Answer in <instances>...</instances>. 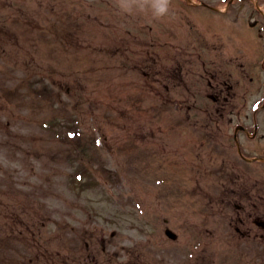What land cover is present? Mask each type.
I'll return each mask as SVG.
<instances>
[{"label": "rangeland", "instance_id": "1", "mask_svg": "<svg viewBox=\"0 0 264 264\" xmlns=\"http://www.w3.org/2000/svg\"><path fill=\"white\" fill-rule=\"evenodd\" d=\"M154 2L0 0V264H229L238 218L264 219V164L211 99L253 128L255 0Z\"/></svg>", "mask_w": 264, "mask_h": 264}, {"label": "flooded vegetation", "instance_id": "2", "mask_svg": "<svg viewBox=\"0 0 264 264\" xmlns=\"http://www.w3.org/2000/svg\"><path fill=\"white\" fill-rule=\"evenodd\" d=\"M229 10L231 11L233 8L232 5L234 4L233 0H229ZM232 12V11H231ZM233 13V12H232ZM234 97H227L224 99L225 103L220 101L219 97H213V100L218 104L221 103L222 107H218L216 109V112L214 116L212 117L213 121L217 124L222 120L226 113L223 111L226 110L225 107H232V110L230 112L231 116H237V119L239 120V124L235 127L233 130V133H230L232 136V140L235 141L236 147L238 148V151L242 152L243 150H246L245 148L253 149L257 147L261 152H264V146L256 145L260 139H263L264 137H259V126L257 119L255 118L254 121V128L251 131L249 128H247L245 125L247 124L245 121L247 118H243L240 111L235 112V109L237 108L233 103L230 101V99H233ZM241 122V123H240ZM229 123L233 124L234 119L232 117L229 118ZM245 124V125H244ZM218 126V125H217ZM214 141H217L219 138L218 134H211L210 136ZM241 139V140H240ZM264 140V139H263ZM237 179V178H236ZM246 196H248V193H246ZM237 209L244 210L243 206H240L239 204H235ZM230 206V205H229ZM258 213H248L247 216L241 218L239 217L238 222L244 227H246V230L241 231L239 228H236L237 232L240 233L242 236L250 239L251 241L256 240L257 245L256 246H250L247 248V251L251 253V255L246 256L242 259V261L238 262L237 264H264V219H261L258 217ZM232 220V223L234 222L233 218L230 217ZM237 221V220H236ZM257 226V231L255 228ZM263 226V227H262ZM260 239V241L258 240ZM257 255L253 254L256 253Z\"/></svg>", "mask_w": 264, "mask_h": 264}, {"label": "clouds", "instance_id": "3", "mask_svg": "<svg viewBox=\"0 0 264 264\" xmlns=\"http://www.w3.org/2000/svg\"><path fill=\"white\" fill-rule=\"evenodd\" d=\"M153 7L158 16L165 15L168 12V0H155Z\"/></svg>", "mask_w": 264, "mask_h": 264}]
</instances>
